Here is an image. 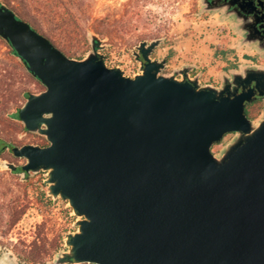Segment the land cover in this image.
<instances>
[{"label": "water", "instance_id": "water-1", "mask_svg": "<svg viewBox=\"0 0 264 264\" xmlns=\"http://www.w3.org/2000/svg\"><path fill=\"white\" fill-rule=\"evenodd\" d=\"M0 36L45 86L20 119L49 144L13 154L45 171L49 194L78 217L55 264H264V112L246 113V83L264 95L263 66L242 65L221 86L189 78L195 66L164 74L159 38L136 47L143 67L131 77L108 66L99 33L73 58L2 1Z\"/></svg>", "mask_w": 264, "mask_h": 264}, {"label": "rangeland", "instance_id": "rangeland-1", "mask_svg": "<svg viewBox=\"0 0 264 264\" xmlns=\"http://www.w3.org/2000/svg\"><path fill=\"white\" fill-rule=\"evenodd\" d=\"M81 2L79 9H75L81 30L68 38V44L73 50L83 51L84 57L92 49L90 33L97 32V29L109 30V35L100 34L107 45L101 52L109 67H120L128 76L134 77L140 72V65L133 56L140 42L159 38L164 40L152 57L168 58L164 74L190 65L195 66L194 72L201 74L203 83L216 84L221 81L223 71L233 67L239 70L240 66L251 64L253 60L254 51L242 45L238 37L230 33L228 22H224L219 14L201 13L199 0ZM51 38L70 56L71 52L64 45ZM20 62L19 58L10 54L0 37V151L6 145H42L46 139L25 131L23 123L17 119L28 94L44 90L42 83ZM9 81L11 86H7ZM263 112L254 121H258ZM234 137L225 136L213 151L219 154ZM2 160L24 163L7 150ZM21 177L4 166L0 167V264H28L21 249L30 247L41 225H45V236L50 243L59 232L64 234V240L57 250L53 249L46 256L45 264H55L58 253L67 249L65 236L77 230L75 222L78 217L67 202L60 198L55 200L49 194V186L44 184L46 172L43 176L36 175L29 182H24ZM18 202H24L28 208L21 220L11 228L8 224L10 209Z\"/></svg>", "mask_w": 264, "mask_h": 264}, {"label": "trees", "instance_id": "trees-1", "mask_svg": "<svg viewBox=\"0 0 264 264\" xmlns=\"http://www.w3.org/2000/svg\"><path fill=\"white\" fill-rule=\"evenodd\" d=\"M0 1L7 4L16 13L18 18L28 22L32 28L50 39V41H52L56 47L58 46L51 37H54L56 40H58V42L64 45L71 52L70 57L79 59L83 58V51L73 50L71 45L68 44V38L79 34V31L81 30V26L78 23L77 16L75 14V9H79L80 4L82 3L81 0ZM97 32L99 34H110V31L107 29H97ZM1 39L5 41L7 47L9 48L10 54L13 57L18 58V53L13 48L12 44L3 37H1ZM59 49L62 50L61 48ZM20 63L25 69H27L24 62L21 61ZM10 80L12 81V78ZM8 84L11 86L10 81L7 83V86ZM24 129H26L25 126ZM47 144H49V142L45 139L42 145ZM216 145H214L213 150ZM44 195H46L49 198V201L52 202V199L46 193ZM27 208L28 205L24 204V202H18L10 209L8 220L9 227H14L21 220L22 216L26 213ZM39 229V234L31 243L30 247L21 249L24 260L28 264H45L46 256L50 255V253L53 252V249L57 250L64 240V234L59 232L50 243L45 236V225L39 226ZM49 244L50 247H48Z\"/></svg>", "mask_w": 264, "mask_h": 264}, {"label": "flooded vegetation", "instance_id": "flooded-vegetation-1", "mask_svg": "<svg viewBox=\"0 0 264 264\" xmlns=\"http://www.w3.org/2000/svg\"><path fill=\"white\" fill-rule=\"evenodd\" d=\"M199 7L201 13L219 14L224 22H228L231 27L229 30L230 33L234 37H238V40L242 45L254 51L253 60L251 64L264 66V0H199ZM133 56L134 59L139 63L141 70L143 66L139 59H143L142 53L139 54L138 51H135L133 53ZM234 68L237 67H233L231 69ZM196 74L197 72H191L188 76H190L189 78H194ZM221 83L219 85H221ZM246 85V92L253 93L252 101L246 102V113L250 119L254 120L264 110V95H260L261 91L255 89L254 84L246 83ZM234 89L235 86H232V90ZM242 90L243 86L240 88V91ZM262 91L264 93V88H262ZM20 109L18 113L19 117H17V119L21 121ZM25 131L27 130L25 129ZM27 132L29 133V131ZM234 135H236L235 132H230L226 135V137H232ZM14 147L15 146L12 147L10 145L4 146L3 150L0 151V157L3 158V153L6 150L9 153L13 154ZM17 159L20 161H24V163H17L19 168L12 173L20 174L24 182H29L36 175L43 176V174H45V171L35 173L34 171L25 170L24 166L27 163L26 159Z\"/></svg>", "mask_w": 264, "mask_h": 264}, {"label": "crops", "instance_id": "crops-1", "mask_svg": "<svg viewBox=\"0 0 264 264\" xmlns=\"http://www.w3.org/2000/svg\"><path fill=\"white\" fill-rule=\"evenodd\" d=\"M259 66H261V65H259ZM264 67V66H263ZM233 70H235V69H231V70H228V71H223L221 74H220V79H221V81L219 82V83H203V80H202V76H201V74L200 73H197L196 74V76H199L200 77V81H201V83L202 84H212V85H214V86H221L222 84H223V77L227 74V73H230V72H232ZM191 72H194V69L191 71ZM190 72V73H191ZM195 76V77H196ZM222 82V83H221ZM221 83V85H219Z\"/></svg>", "mask_w": 264, "mask_h": 264}]
</instances>
